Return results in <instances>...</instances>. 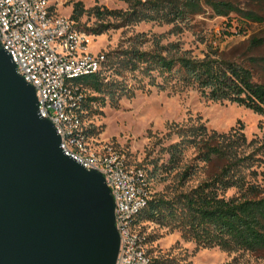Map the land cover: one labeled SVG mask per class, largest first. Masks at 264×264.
Returning <instances> with one entry per match:
<instances>
[{"label":"trees","instance_id":"trees-1","mask_svg":"<svg viewBox=\"0 0 264 264\" xmlns=\"http://www.w3.org/2000/svg\"><path fill=\"white\" fill-rule=\"evenodd\" d=\"M128 4L127 11L94 9L99 24L83 28L77 3L71 17L77 28L101 36L113 29L156 23L171 26V34H180L190 27L192 20L209 8L216 16L227 17L240 10L220 0H118ZM245 19L261 22L253 12H242ZM112 19L105 22V19ZM78 21V22H77ZM164 35L157 37L148 49H143V35L129 39V47L112 51L97 74L80 79L91 92L84 104L86 112L107 101L116 107L123 97H132L136 90L151 93L198 91L213 102L228 101L264 117V57L255 53L263 43L252 39L244 56L228 54L209 46L203 57L182 50L178 43L163 44ZM260 70V82L255 71ZM110 73V75H107ZM129 78L146 81V85L129 88ZM263 136L248 141L244 126L228 133L209 130L204 124L182 126L175 130L178 141L168 146L169 171L181 168L184 155L194 151L191 161L177 174L178 183L170 193L152 196L141 212L137 223H154L178 232L198 248H219L225 252L245 251L264 255V172L259 171L264 156ZM203 168L208 177L196 187L184 190L187 182ZM235 191L231 197L226 194ZM150 240L147 239V244ZM152 264H166L152 258Z\"/></svg>","mask_w":264,"mask_h":264},{"label":"rangeland","instance_id":"rangeland-1","mask_svg":"<svg viewBox=\"0 0 264 264\" xmlns=\"http://www.w3.org/2000/svg\"><path fill=\"white\" fill-rule=\"evenodd\" d=\"M233 4L240 12L227 17L216 16L206 8L205 13L196 16L190 27L180 34H171V26H159L156 23H139L122 29H113L95 36L91 50L108 54L115 50L129 47V39L143 35L147 41L143 49H148L157 37L164 35L163 44L178 43L182 50H189L191 55L202 58L203 50L209 46L228 54L244 56L250 48L252 39H260L255 51L264 57V0H220ZM56 14L72 17L77 3L82 16L79 26L94 28L99 24L94 15L95 8L101 10L127 11L129 6L118 0H49ZM242 12H253L261 22H251L244 18ZM76 21V20H75ZM112 19H105L111 22ZM256 80L260 82V70L255 71ZM110 75V73H107ZM146 85V81L129 78V88ZM91 94L89 91L87 97ZM90 136L98 149L112 150L126 158L131 169L142 168L151 180V196L170 193L178 183L177 174L194 157V151L188 150L181 168L169 171V155L166 149L178 141L174 135L177 128L204 124L209 130L228 133L240 124L248 141L255 142L262 138L261 125L264 117L228 101L213 102L202 97L198 91L186 89L182 92L151 93L136 90L132 97H123L116 107L107 101L105 106L95 105L84 118ZM257 143H254V147ZM264 162V156H263ZM187 182L184 190L196 187L208 177L209 168H203ZM264 172V163L259 168ZM235 191H229L231 197ZM145 238L149 239L148 251L154 260L166 264H264L263 254L245 251L225 252L219 248H198L194 242L185 241L178 232L154 223L140 224Z\"/></svg>","mask_w":264,"mask_h":264},{"label":"water","instance_id":"water-1","mask_svg":"<svg viewBox=\"0 0 264 264\" xmlns=\"http://www.w3.org/2000/svg\"><path fill=\"white\" fill-rule=\"evenodd\" d=\"M60 143L0 45V264H117L111 189Z\"/></svg>","mask_w":264,"mask_h":264},{"label":"built area","instance_id":"built-area-1","mask_svg":"<svg viewBox=\"0 0 264 264\" xmlns=\"http://www.w3.org/2000/svg\"><path fill=\"white\" fill-rule=\"evenodd\" d=\"M95 36L60 16L49 0H0V45L17 73L33 86L38 113L61 138L60 149L87 170L100 172L111 189L121 237L117 264H152L147 238L137 223L151 196V180L126 158L96 148L84 122L89 92L80 79L97 74L106 55L93 52Z\"/></svg>","mask_w":264,"mask_h":264}]
</instances>
